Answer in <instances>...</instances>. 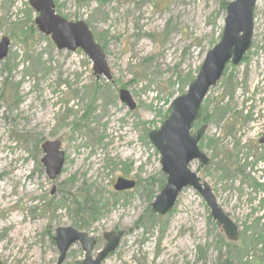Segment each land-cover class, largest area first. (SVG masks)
<instances>
[{
	"label": "rangeland",
	"instance_id": "374dc122",
	"mask_svg": "<svg viewBox=\"0 0 264 264\" xmlns=\"http://www.w3.org/2000/svg\"><path fill=\"white\" fill-rule=\"evenodd\" d=\"M231 1L54 0L60 16L85 22L104 49L107 81L95 77L82 50L58 49L39 32V14L28 0H0V42L10 41L0 60L2 264H56L60 227L95 237L93 257L105 233L122 231L103 264H264V156L253 132L264 109V0L255 8L251 48L209 90L193 127L207 125L199 147L210 163L195 160L190 167L239 227V239H226L190 187L169 214L151 207L167 177L149 132L165 121L171 101L187 92L220 41ZM121 89L134 109L120 100ZM47 140L61 141L65 154L54 180L41 163ZM118 177L136 187L116 192ZM77 201L84 210L77 211ZM94 206L97 218L87 213ZM83 258L76 243L63 264Z\"/></svg>",
	"mask_w": 264,
	"mask_h": 264
},
{
	"label": "water",
	"instance_id": "95a60500",
	"mask_svg": "<svg viewBox=\"0 0 264 264\" xmlns=\"http://www.w3.org/2000/svg\"><path fill=\"white\" fill-rule=\"evenodd\" d=\"M258 0H233L226 6L224 29L220 41L207 53L196 78L188 86L185 94L175 97L169 106V115L158 129L149 132V139L160 153L161 169L167 181L156 196L151 207L154 213L165 216L170 213L183 189L191 187L204 199L210 210L211 217L217 227L229 241H237L240 237L238 226L231 217L219 206L211 187L206 181L191 170L194 160L201 167L209 164L210 158L200 149L207 126L203 125L192 132L194 124L201 115V105L209 90L216 86L229 63L237 66L251 48L254 34V13ZM31 7L39 14L35 20L38 30L51 38L58 49L82 50L92 62L94 75L112 78L106 53L95 41L94 36L83 21L72 22L56 12L54 0H28ZM10 41L3 37L0 42V60H4L9 51ZM120 100L130 109L135 108L130 93L120 90ZM264 142V139H262ZM61 141L47 140L41 144L43 157L41 163L49 179H56L65 165V154L61 150ZM134 180L118 178L114 188L117 191L130 190L135 187ZM123 236L122 231L104 234L106 244L95 257L92 252L97 239L87 232L78 231L73 227L56 229L54 240L59 250L56 264H63L69 249L80 243L84 251L82 264H102L113 253ZM0 264H2L0 262Z\"/></svg>",
	"mask_w": 264,
	"mask_h": 264
},
{
	"label": "flooded vegetation",
	"instance_id": "af4514ba",
	"mask_svg": "<svg viewBox=\"0 0 264 264\" xmlns=\"http://www.w3.org/2000/svg\"><path fill=\"white\" fill-rule=\"evenodd\" d=\"M253 125H255V129L253 131L254 134H255V136H254V144L257 147L256 149L262 151L261 153H257V154L258 155L260 154V156H264V142H262V139H264V109L258 113V116L255 119V123ZM247 131L249 132L250 130L247 129Z\"/></svg>",
	"mask_w": 264,
	"mask_h": 264
},
{
	"label": "trees",
	"instance_id": "16d2710c",
	"mask_svg": "<svg viewBox=\"0 0 264 264\" xmlns=\"http://www.w3.org/2000/svg\"><path fill=\"white\" fill-rule=\"evenodd\" d=\"M100 88V86H98V85H94L93 86V89L94 90H98ZM89 114V113H88ZM87 114V115H88ZM206 119V117L204 118V120ZM163 188V186H161V189ZM85 202H87V201H85ZM83 206H84V204L82 203V202H80V201H77V211L79 212L80 210H84L83 209ZM95 208V209H94ZM94 208H90V209H88V211H87V213H88V215L89 216H94V218H97V217H99V215H100V212L98 211V209H96V206H94ZM82 217H83V213H82ZM89 223V222H88ZM81 264V263H80Z\"/></svg>",
	"mask_w": 264,
	"mask_h": 264
},
{
	"label": "bare ground",
	"instance_id": "6f19581e",
	"mask_svg": "<svg viewBox=\"0 0 264 264\" xmlns=\"http://www.w3.org/2000/svg\"><path fill=\"white\" fill-rule=\"evenodd\" d=\"M30 228V224L28 225V227H26V229H29Z\"/></svg>",
	"mask_w": 264,
	"mask_h": 264
}]
</instances>
